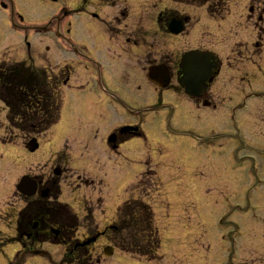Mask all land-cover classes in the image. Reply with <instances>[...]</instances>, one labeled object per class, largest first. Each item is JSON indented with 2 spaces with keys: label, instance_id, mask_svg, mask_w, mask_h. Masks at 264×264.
Listing matches in <instances>:
<instances>
[{
  "label": "flooded vegetation",
  "instance_id": "1",
  "mask_svg": "<svg viewBox=\"0 0 264 264\" xmlns=\"http://www.w3.org/2000/svg\"><path fill=\"white\" fill-rule=\"evenodd\" d=\"M81 1L76 12L62 10L66 17L84 13L94 21L78 35L61 20L34 26L16 0H0V27L7 28L5 39L0 37V234L12 241L4 247H18L7 264H26L36 256L51 264L36 245L59 249L60 264H93L92 246L109 238L115 218L100 230L106 184L95 174L73 170L71 156L90 154L83 146L91 138L112 154L134 140L158 139L166 128L164 109L170 106L165 94L177 96L182 119H190L193 109L217 114L235 96L236 77L264 67V34L239 39L233 43V62L227 61L229 70L222 73L224 64L217 58L218 69L202 96L188 97L177 82L183 53L173 47L166 52L162 43L165 35H172L169 23H186L187 18L165 10L149 27L128 23V6L103 15L102 10L117 8L121 0ZM93 6L98 11H91ZM248 10L263 23L264 7ZM42 32L45 38L37 40ZM154 67L169 71L166 88L149 81ZM57 125L64 140L51 150ZM81 191L78 202L75 196ZM92 239L93 245L80 246ZM103 257L94 259L96 264Z\"/></svg>",
  "mask_w": 264,
  "mask_h": 264
},
{
  "label": "rangeland",
  "instance_id": "2",
  "mask_svg": "<svg viewBox=\"0 0 264 264\" xmlns=\"http://www.w3.org/2000/svg\"><path fill=\"white\" fill-rule=\"evenodd\" d=\"M216 1H212L213 8L217 7ZM16 3L34 26H43L51 19V25H55L61 20L64 28L70 27L79 35L88 24L94 23L84 13L66 17L62 12L65 8L76 12L82 6L81 0L57 3L16 0ZM116 6L101 12L113 15L128 6V23L149 27L165 10L187 18L183 34L163 37L166 52L171 53V47L178 51L204 47L199 49L217 53L224 64L222 73L229 70L227 61L233 62L234 42L264 34V21L258 22L248 12L252 6L263 8L264 0H229V15L220 21L209 18L205 7L177 6L170 0H128V5L121 0ZM96 10L91 7V11ZM6 30L0 27L1 41L7 35ZM39 35L37 40L45 38L43 32ZM232 88L235 96L231 100L228 97L219 113L193 109L190 119H182L184 109L177 96L165 94V102L170 106L164 109L167 123L158 139L134 140L112 154L100 140L91 138L83 146L90 154L71 156L73 170L95 174L106 184L100 230L123 202L132 199L128 202V215L136 210L133 202H145L154 215L152 232L161 239L157 256L145 258H159L154 262L143 260V256L128 248V255L115 251L101 264H239L246 260L245 264H264V67L247 76H237ZM178 114L180 120L176 118ZM52 136L51 150H54L64 140L60 125L52 128ZM89 193L86 199H90ZM83 195V191L76 194L78 202H82ZM68 202L65 203L75 210ZM132 234L135 233L128 231V244L134 248ZM10 242L7 235L0 234V249ZM107 246H110L107 240H100L92 248V260L102 258ZM145 246L148 244L142 243L139 248ZM17 248L16 244L4 247L0 251V264L12 260ZM36 249L45 252L49 263H61L55 246L36 245ZM26 264L47 263L36 256Z\"/></svg>",
  "mask_w": 264,
  "mask_h": 264
},
{
  "label": "trees",
  "instance_id": "3",
  "mask_svg": "<svg viewBox=\"0 0 264 264\" xmlns=\"http://www.w3.org/2000/svg\"><path fill=\"white\" fill-rule=\"evenodd\" d=\"M181 3H187L192 5H203L210 0H175ZM130 203V202H129ZM136 206L135 211H129L128 215V202L125 203L117 212V224L111 235V242L120 250L128 253L131 250L132 253L143 256V258H149V256H156L159 248V239L152 232L153 214L149 206L139 202H133ZM130 220V222H129ZM119 227V228H118ZM128 231L134 232L132 234V243L134 248L128 244ZM145 243L148 246L144 248L141 244Z\"/></svg>",
  "mask_w": 264,
  "mask_h": 264
},
{
  "label": "water",
  "instance_id": "4",
  "mask_svg": "<svg viewBox=\"0 0 264 264\" xmlns=\"http://www.w3.org/2000/svg\"><path fill=\"white\" fill-rule=\"evenodd\" d=\"M169 29L174 33L181 31V27L175 31L173 27ZM181 63L183 78L179 83L185 87L187 94L192 96L200 95L206 89V82L211 80L213 69L216 67L214 56L212 54L193 51L183 55ZM149 79L162 86H167L170 80L168 71L158 70L157 68L150 70ZM111 254L112 250H106V255Z\"/></svg>",
  "mask_w": 264,
  "mask_h": 264
}]
</instances>
